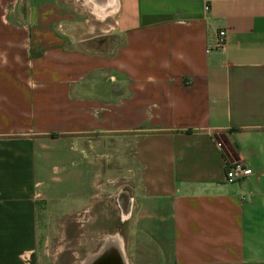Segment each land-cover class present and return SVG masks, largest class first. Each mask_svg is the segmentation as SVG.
<instances>
[{"label": "crops", "instance_id": "obj_1", "mask_svg": "<svg viewBox=\"0 0 264 264\" xmlns=\"http://www.w3.org/2000/svg\"><path fill=\"white\" fill-rule=\"evenodd\" d=\"M24 4L0 22V264H264V0Z\"/></svg>", "mask_w": 264, "mask_h": 264}, {"label": "rangeland", "instance_id": "obj_2", "mask_svg": "<svg viewBox=\"0 0 264 264\" xmlns=\"http://www.w3.org/2000/svg\"><path fill=\"white\" fill-rule=\"evenodd\" d=\"M24 0H0V22L4 24H14L18 27L22 26V18L24 11ZM91 16V15H90ZM65 232V242L67 249L72 247V224L68 222L63 225ZM71 250L61 257V264H72Z\"/></svg>", "mask_w": 264, "mask_h": 264}, {"label": "built area", "instance_id": "obj_3", "mask_svg": "<svg viewBox=\"0 0 264 264\" xmlns=\"http://www.w3.org/2000/svg\"><path fill=\"white\" fill-rule=\"evenodd\" d=\"M226 41V33L224 30L217 32L214 48L221 49L224 47ZM251 175V171L247 169L243 163L236 162L226 166L225 170V181L228 184L236 183L240 180L246 179ZM245 200L244 197L241 198Z\"/></svg>", "mask_w": 264, "mask_h": 264}, {"label": "bare ground", "instance_id": "obj_4", "mask_svg": "<svg viewBox=\"0 0 264 264\" xmlns=\"http://www.w3.org/2000/svg\"><path fill=\"white\" fill-rule=\"evenodd\" d=\"M118 251V250H117ZM119 254V253H118Z\"/></svg>", "mask_w": 264, "mask_h": 264}]
</instances>
